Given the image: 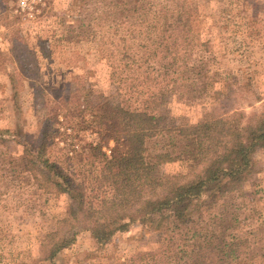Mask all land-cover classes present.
I'll list each match as a JSON object with an SVG mask.
<instances>
[{
    "label": "rangeland",
    "instance_id": "1",
    "mask_svg": "<svg viewBox=\"0 0 264 264\" xmlns=\"http://www.w3.org/2000/svg\"><path fill=\"white\" fill-rule=\"evenodd\" d=\"M19 1L6 21L0 3V130L19 127L36 140L46 132L52 160L73 178L89 181L95 174L90 153L94 136L88 121L85 123L87 111L82 104L123 100L122 105L137 107L142 95L155 92L165 100L157 112H162V124L167 126L194 124L210 114L220 116L233 110L246 116L264 112V0H189L196 8L190 36L193 49L182 54L191 61L203 56L205 64L198 69L209 70L217 82L221 80L204 102L192 99L189 83L187 97L180 98L173 90L175 76H166V69L159 66L163 58L149 55L155 45L149 43L148 50L142 47L153 30L146 24L137 26L132 36L123 30L113 38L111 29L103 24L95 39L81 40L84 33L69 28L75 25L77 29L80 24L68 17L77 0H27L25 10L20 9ZM8 29L12 32L6 36ZM11 75L17 77L15 89ZM157 80L164 82L157 84ZM22 153L23 147L12 138L0 142V264H120L138 251H159L150 242L153 236L141 240L145 228L135 224L104 247L90 231L82 230L53 262L44 260V246L73 202L68 194L41 187L36 180L41 174L22 162ZM254 161L253 178L221 207L240 208L236 211L239 222L227 233L244 235L264 222L263 145L254 151ZM188 171L185 161L156 167L158 177ZM75 231L66 225L60 234Z\"/></svg>",
    "mask_w": 264,
    "mask_h": 264
},
{
    "label": "trees",
    "instance_id": "2",
    "mask_svg": "<svg viewBox=\"0 0 264 264\" xmlns=\"http://www.w3.org/2000/svg\"><path fill=\"white\" fill-rule=\"evenodd\" d=\"M18 1L0 0L5 21ZM71 11L74 13L68 17L80 24L77 29L75 25L69 28L71 32L80 29L84 33L81 40L95 39L103 24L111 29L112 38L123 30L132 36L143 24L153 29L142 47L148 50L149 43L155 45L149 55L163 58L159 66L166 69V76H175L172 87L180 98L187 97L189 83L192 99L204 102L221 81L209 70L198 69L205 64L203 56L191 61L182 54L193 49L190 36L196 8L189 0H77ZM11 32L8 29L5 35ZM10 41L14 50L15 40ZM10 77L15 89L17 77ZM169 89L167 86L166 91ZM148 93L137 107L122 105L123 100L80 106L87 111L85 123L88 121L94 136L90 163L95 174L89 181L73 178L52 160L46 132L36 140L19 127L0 130V142L10 137L23 147L22 162L41 174L36 175L41 187L68 194L73 202L59 221L60 228L48 238L44 260L53 262L82 230L90 231L104 247L137 224L145 228L141 240L153 236L150 242L159 251H138L120 264H264V222L244 235L227 233L239 222L236 211L240 208H221L231 194L242 192L256 172L254 151L264 146V112L246 116L233 110L220 116L210 114L194 124L167 126L162 124V112H157L165 100L155 92ZM176 161L187 162V174L157 176L156 167ZM66 225L76 231L61 235Z\"/></svg>",
    "mask_w": 264,
    "mask_h": 264
},
{
    "label": "built area",
    "instance_id": "3",
    "mask_svg": "<svg viewBox=\"0 0 264 264\" xmlns=\"http://www.w3.org/2000/svg\"><path fill=\"white\" fill-rule=\"evenodd\" d=\"M19 4H20V9L21 10H25L26 9V7H28L29 8V4H28V1L27 0H20L19 1ZM19 9V10H20Z\"/></svg>",
    "mask_w": 264,
    "mask_h": 264
}]
</instances>
